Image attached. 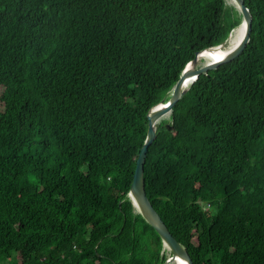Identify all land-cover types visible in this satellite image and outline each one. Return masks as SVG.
<instances>
[{
    "label": "trees",
    "instance_id": "obj_1",
    "mask_svg": "<svg viewBox=\"0 0 264 264\" xmlns=\"http://www.w3.org/2000/svg\"><path fill=\"white\" fill-rule=\"evenodd\" d=\"M244 3L246 50L190 86L144 167L193 264H264V0ZM242 20L226 0H0V264L166 263L129 198L147 116Z\"/></svg>",
    "mask_w": 264,
    "mask_h": 264
},
{
    "label": "water",
    "instance_id": "obj_2",
    "mask_svg": "<svg viewBox=\"0 0 264 264\" xmlns=\"http://www.w3.org/2000/svg\"><path fill=\"white\" fill-rule=\"evenodd\" d=\"M235 6L243 16V20L239 28L243 29V38L241 42L224 58L221 59L213 67H206V63L202 67H198L199 56L207 51H213L216 49L226 48L228 41L221 46L205 50L197 54L196 58L188 64L182 73L179 81L175 85L171 92V98L168 102L162 103L155 107L149 114V128L146 141L141 148L137 159L136 170L133 177V183L131 186L129 198L131 199L135 209L143 216L147 223L155 229L160 238L163 241L164 248L168 249L170 258L165 264H178L177 261L184 260L187 264H193V261L185 249V247L171 234L170 230L164 223L163 219L153 207L149 200L146 188H145V164L150 146L157 138V124L164 119L165 116L169 115L177 102L182 99L189 91L190 86L203 74H208L212 70H216L222 65L229 64L239 58L242 53L246 50L252 31L253 17L251 12L245 6L244 0H232ZM247 25V27H245ZM231 38V35L230 37ZM188 87V88H185ZM169 129L170 127L167 126Z\"/></svg>",
    "mask_w": 264,
    "mask_h": 264
},
{
    "label": "bare ground",
    "instance_id": "obj_3",
    "mask_svg": "<svg viewBox=\"0 0 264 264\" xmlns=\"http://www.w3.org/2000/svg\"><path fill=\"white\" fill-rule=\"evenodd\" d=\"M232 1V0H231ZM243 29L237 28L231 33V38H229L226 48L216 49L213 51H207L199 56L198 67L202 66V62H206V67H213L216 63L224 59L242 40ZM188 88V87H185ZM178 264H187L186 261L178 260Z\"/></svg>",
    "mask_w": 264,
    "mask_h": 264
},
{
    "label": "rangeland",
    "instance_id": "obj_4",
    "mask_svg": "<svg viewBox=\"0 0 264 264\" xmlns=\"http://www.w3.org/2000/svg\"><path fill=\"white\" fill-rule=\"evenodd\" d=\"M226 1H227L228 5H234V6H235V3H233V1H231V0H226ZM205 63H206V62L203 61V62H202V66H204ZM202 66H201V67H202ZM199 67H200V66H199ZM164 119H169V115L165 116ZM136 211H137V210H136ZM137 212H138V211H137ZM164 249H165V251L167 252V255L170 257V254H169V252H168V249H167L166 247H165Z\"/></svg>",
    "mask_w": 264,
    "mask_h": 264
},
{
    "label": "snow or ice",
    "instance_id": "obj_5",
    "mask_svg": "<svg viewBox=\"0 0 264 264\" xmlns=\"http://www.w3.org/2000/svg\"><path fill=\"white\" fill-rule=\"evenodd\" d=\"M245 27H247V25H245Z\"/></svg>",
    "mask_w": 264,
    "mask_h": 264
}]
</instances>
